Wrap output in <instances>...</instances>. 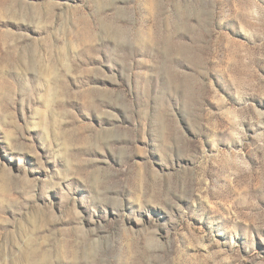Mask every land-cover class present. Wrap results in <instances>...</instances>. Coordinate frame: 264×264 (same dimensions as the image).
<instances>
[{
  "label": "rangeland",
  "instance_id": "1",
  "mask_svg": "<svg viewBox=\"0 0 264 264\" xmlns=\"http://www.w3.org/2000/svg\"><path fill=\"white\" fill-rule=\"evenodd\" d=\"M0 264H264V0H0Z\"/></svg>",
  "mask_w": 264,
  "mask_h": 264
}]
</instances>
